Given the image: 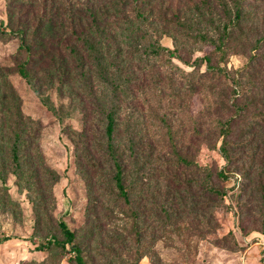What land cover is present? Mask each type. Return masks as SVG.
<instances>
[{
  "label": "rangeland",
  "instance_id": "obj_1",
  "mask_svg": "<svg viewBox=\"0 0 264 264\" xmlns=\"http://www.w3.org/2000/svg\"><path fill=\"white\" fill-rule=\"evenodd\" d=\"M116 2L0 0V29L22 31L0 37V84L38 126L21 176L0 159V264H77L72 243L49 245L59 222L86 264H264V0L237 17L230 0ZM143 29L178 57L144 55ZM115 160L127 203L106 189ZM199 168L223 193L183 209Z\"/></svg>",
  "mask_w": 264,
  "mask_h": 264
},
{
  "label": "trees",
  "instance_id": "obj_2",
  "mask_svg": "<svg viewBox=\"0 0 264 264\" xmlns=\"http://www.w3.org/2000/svg\"><path fill=\"white\" fill-rule=\"evenodd\" d=\"M116 1L118 3H121L122 5L128 4V2H132V3L137 2V0H116ZM230 1L231 3H233L235 7L234 17L239 16L240 15L239 3L237 2V0H230ZM117 2L113 5H118ZM220 4H221L223 11H226V13H230V8H228L227 2L221 1ZM135 7H136V12H138L139 11V9H137L138 6L135 5ZM21 32H22L21 30H16V31L12 30V32L8 34L7 31L0 29V37H2L4 34L5 35L6 34L7 35H11V34L19 35ZM140 43H141V47H142V51L144 52V55L156 56L161 51H164L168 53L171 57H178L176 56L177 54L174 49L160 45L158 43L157 38L154 37L152 33L146 29L142 30ZM197 59L198 58H196L193 61V63H196ZM207 59L208 57L205 58V60ZM206 63H207V66H206L207 70H212L216 72L217 74L226 75V72L223 69V67H212L209 64V61H206ZM101 70L103 71L104 75H106V72H104L103 68ZM21 73L24 77H28V72L24 67L22 68ZM84 86L86 90L90 92L91 90L90 83L85 82ZM117 87H122V85L116 84V88ZM7 90H9L7 81L4 78H2L1 84H0V159L6 154V148H8L9 153L7 154V156L10 159L11 163L14 165L15 174L18 176H21L22 169L24 167L22 165L26 162L25 160L24 161L22 160V152L26 148L25 144L27 142V139L29 138V141H30L36 137L38 126L35 125L32 121H29L28 119L24 118L23 113L20 109V105L14 98L13 92L10 91L9 93ZM6 94H8V96H6ZM43 99H44L45 104L48 105L49 109L54 111L55 107L53 106L49 98L46 96ZM26 120L29 122V124L25 123ZM105 128H106L107 135L110 136L114 129V119H113L112 111H109L107 113ZM230 133H231L230 127L228 125L222 127L221 135L223 136V139L220 145V149L222 151L224 158L228 161L230 160V156L228 154V148H227V145L229 143L227 141V136H229ZM115 161H116V163H114L115 172L113 171V175L110 179V181L112 182L111 183L112 185L110 187L107 186L106 189L107 191L112 193V196L115 199L117 200L121 199L123 202L127 203L129 200L128 189H127V186H125V183L121 176L122 175L121 170L119 167H117L119 163L117 162V160ZM183 161L185 162V166H191L193 163L186 159H183ZM28 167H29V164H27V166L24 169H28ZM199 171H202L204 173L203 179L201 181L185 182V186H186L185 196L184 197L178 196L179 205L180 207H183V209H190V206L191 205L193 206L195 201H197L196 196H195L196 193H198L201 196L204 193L208 194L210 195V198L219 197L223 193L220 187L214 184V175L210 171L205 170V168H199ZM217 176L220 178L221 177L226 178L222 170L218 171ZM255 185L259 187L260 195H261L262 201L264 202V181H261L259 179L258 181H256ZM161 203L165 208L163 201H161ZM59 229L62 232L64 239L62 241L57 240V239L49 240L50 242L49 245L53 244L56 246L64 247L66 243H72V247L75 252L73 256L74 261L77 264H86L85 257L81 254V250L79 246H77L76 243L74 242L76 239L75 233L71 231L69 228H67V226L63 222H59ZM0 242H1V239H0ZM25 264H54V260L51 256L48 255L47 257L43 258L40 261L29 260L25 262Z\"/></svg>",
  "mask_w": 264,
  "mask_h": 264
}]
</instances>
